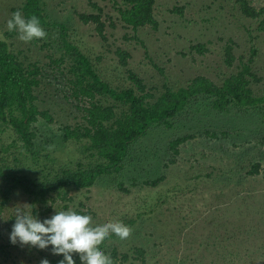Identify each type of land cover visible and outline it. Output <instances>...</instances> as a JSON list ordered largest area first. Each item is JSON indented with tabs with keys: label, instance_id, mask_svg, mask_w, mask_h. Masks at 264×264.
Masks as SVG:
<instances>
[{
	"label": "rangeland",
	"instance_id": "374dc122",
	"mask_svg": "<svg viewBox=\"0 0 264 264\" xmlns=\"http://www.w3.org/2000/svg\"><path fill=\"white\" fill-rule=\"evenodd\" d=\"M25 2L0 0V35L26 66L41 67L36 103L54 120L40 118L33 125L34 152L15 143L0 122V165L41 183L52 181L63 168H76L80 162L88 167L97 159L83 151L85 140L64 139L66 126L85 123L87 102L72 94L69 57L60 62L67 53L60 28L45 27L48 35L38 44L20 41L18 33L6 36L13 9ZM251 2L257 8L264 6V0ZM91 3L102 8L106 40L96 24L79 18L80 13H99ZM41 4L49 21L68 28L67 38L115 88L132 86L131 71L157 96L167 87H186L199 75L222 84L240 70V59L248 60L256 50L253 70L262 81L252 87L257 95L264 94V33L257 20L241 13L235 0H158L157 29L126 25L119 13L124 0H41ZM229 42L237 58L233 66L225 63ZM198 44H205L208 51L193 49ZM119 49L130 54L126 66ZM97 100L115 107L119 116L127 110L110 97ZM212 101L201 96L172 120V128L153 127L132 147L121 172L102 176L90 188L53 193L52 200L35 205L22 189L15 190L0 214V264H40L43 259L54 264L49 248L11 243L15 213L24 204L31 205L41 221L56 210L69 209L89 213L94 226L122 221L132 228L130 237L122 240L113 234L103 243L105 249L129 253L134 264H142L135 254L138 247L146 252V264H264V109L220 112ZM185 135L194 138L181 144L176 155L171 143ZM257 163L259 173L251 175ZM163 176L157 186L145 184ZM5 185L0 175V201Z\"/></svg>",
	"mask_w": 264,
	"mask_h": 264
},
{
	"label": "trees",
	"instance_id": "16d2710c",
	"mask_svg": "<svg viewBox=\"0 0 264 264\" xmlns=\"http://www.w3.org/2000/svg\"><path fill=\"white\" fill-rule=\"evenodd\" d=\"M158 0H124L125 7L119 9L122 21L134 29L151 26L159 27V21L155 15V5ZM241 13L250 19L257 20L258 30L264 33V6L257 8L251 0H235ZM99 13H80V20L85 23L96 24L99 35L106 40L105 23L102 21L100 8L97 3H91ZM20 10L25 18L35 15L41 21L43 28H60L64 38L66 55L60 62L69 57L71 63L69 83L72 94L76 99L87 102L83 107L85 123L75 127L64 128L66 141H86L84 152H89L90 157L96 158V164L82 167L80 162L76 168H63L56 174L52 181L38 182L36 179L19 171H6L0 165V175L6 182L0 201V214L9 204L12 194L17 189H22L33 202L47 203L53 199V193H61L70 188L84 189L93 186L99 178L112 175L123 170L125 161L132 147L144 138L155 126L165 124L173 127L172 120L184 111L193 100L201 96L212 98V106L220 112H229L231 108L239 110L264 109V94L257 95L252 87L262 79L254 72V56L244 61L240 59L241 68L237 73L226 78L222 84H217L210 78L199 75L193 78L186 87L173 90L166 88L157 96L148 89L144 80L131 71L129 79L132 86L127 88H115L104 80L95 68L92 59L67 38L68 28L61 23L49 21L41 0H26L20 8H14L13 12ZM181 12L182 9L175 8ZM17 32H7V37H13ZM35 44L41 39L33 40ZM200 53H205L208 48L205 44L193 47ZM121 63L128 64L130 54L127 51L118 50ZM51 59L54 62L53 57ZM237 58L234 46L228 43L225 47V63L233 66ZM42 69L37 64L28 66L20 59L19 55L11 49L7 39H0V122H2L13 135V141L19 142L26 151L34 152L36 132L33 125L40 118L47 122H53V116L47 110H41L36 103L35 89L40 86ZM107 96L116 102L127 106V110L120 116L113 106H104L97 98ZM213 136H217L214 134ZM194 135H185L175 139L171 143L172 150L179 154V146ZM10 146H15L12 143ZM260 164L254 165L251 175L259 173ZM165 177L157 180L146 181V185L157 186ZM67 193V192H66ZM89 214V213H85ZM52 252L51 246L49 247ZM101 250L110 253L115 264H134L129 253H121L117 248L105 249L104 243ZM137 258L146 264V252L143 248L135 249ZM54 256V264H59L63 256ZM76 264H81L79 254H74Z\"/></svg>",
	"mask_w": 264,
	"mask_h": 264
},
{
	"label": "clouds",
	"instance_id": "9594fccd",
	"mask_svg": "<svg viewBox=\"0 0 264 264\" xmlns=\"http://www.w3.org/2000/svg\"><path fill=\"white\" fill-rule=\"evenodd\" d=\"M7 30L17 32V38L26 43L45 39L48 35L37 16L25 18L20 10L7 21ZM131 233L132 228L122 221L94 226L91 215L78 214L71 209L56 210L51 218L41 221L33 215L31 205L24 204L17 208L9 238L14 245L19 243L41 250L51 246L53 255L63 256L59 264H76L74 254H79L81 264H115L111 254L101 250V245L110 235L123 240ZM40 264H49V261L43 259Z\"/></svg>",
	"mask_w": 264,
	"mask_h": 264
}]
</instances>
